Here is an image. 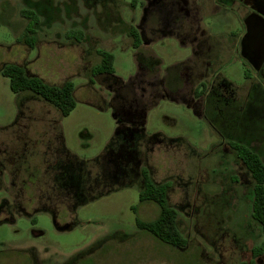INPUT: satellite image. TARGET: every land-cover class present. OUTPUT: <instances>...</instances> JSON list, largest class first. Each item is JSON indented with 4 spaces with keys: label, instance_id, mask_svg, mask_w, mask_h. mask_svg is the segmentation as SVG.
<instances>
[{
    "label": "rangeland",
    "instance_id": "rangeland-1",
    "mask_svg": "<svg viewBox=\"0 0 264 264\" xmlns=\"http://www.w3.org/2000/svg\"><path fill=\"white\" fill-rule=\"evenodd\" d=\"M160 2L0 0V264H71L83 256L73 264H239L252 259L262 234L250 216L251 177L229 148L232 140L218 128L216 112L203 113L195 95L202 81L210 107L217 104L222 88L217 74L225 61L215 52L208 58L197 53L190 41L201 29H192L184 13L163 12L171 0ZM203 3L210 10L202 27L212 37L240 30L237 19L244 11L217 16L212 11L217 0ZM23 9L39 17L32 49L21 42L27 24ZM130 26L141 35L138 50L127 34ZM97 50L113 56L114 75L121 82L92 75L100 63ZM6 64L22 66L51 86L70 81L74 110L62 118L32 93L14 94L2 75ZM221 70L240 87L235 92L240 100L249 77L264 85L240 60L226 62ZM174 71L191 72L193 99L190 89L175 94L168 89ZM256 107L250 118L264 121V106ZM116 114L128 127H138L129 141L137 154L131 161L135 167L126 173L119 169L117 178L107 180L95 161L108 152L109 164L119 167ZM249 142L264 159V140ZM122 143L128 151L127 142ZM65 151L73 163L85 161L89 175L100 174L107 187L98 186L94 194L103 193L88 203L75 204L53 181L51 167L67 158ZM142 167L156 184L169 183V206L178 213L186 247L171 248L136 228V216L151 221L159 213L154 203L139 204ZM65 180L70 184V178ZM256 263L264 264V255Z\"/></svg>",
    "mask_w": 264,
    "mask_h": 264
},
{
    "label": "trees",
    "instance_id": "trees-1",
    "mask_svg": "<svg viewBox=\"0 0 264 264\" xmlns=\"http://www.w3.org/2000/svg\"><path fill=\"white\" fill-rule=\"evenodd\" d=\"M21 17L27 21L21 42L32 49L34 48V44L36 42V26L39 24V17L34 11L29 9H23L21 11ZM127 34L132 40L133 48L138 50L142 45V38L139 31L135 27L130 26ZM76 40L78 41V36ZM97 54L100 56V63L92 69V75L94 77H111L115 80V82H121L120 79L114 75L113 56L109 52L102 50H97ZM137 57L138 61H140V55ZM152 61L154 66H159L160 63L156 58H153ZM153 65H151L152 67L148 66V68L151 67V69H154ZM244 65L246 64L244 63ZM2 75L9 79L10 90L14 94L30 92L47 104L54 107L60 113L62 118L67 117L75 108V100L73 96L74 87L70 81H66L60 87L51 86L46 84L39 77L27 75L24 68L16 64H6L2 69ZM201 88L202 90L200 91L195 90V95L198 97H201V95L204 93V85H201ZM117 119L119 124L118 134L121 136L118 137L119 145L117 148L120 147L119 151L121 153L117 154L115 157L120 160L118 163L119 167L113 168L110 165L112 164V161L110 160L111 157L106 159L108 152L106 154L103 153L95 161V165L97 166L98 170H100L99 172L103 171L104 176H106L105 179L107 178V180H109L111 177H115L114 173L115 171L119 172V169L122 171V173H126L127 171L131 170L133 166L135 167L134 161H131L134 157H136L134 155L137 154V151L132 142L129 144V141H131V135L139 133V131H135V129H138V127L136 125L128 127L129 124L126 122L124 123L119 116H117ZM123 123L127 126H124ZM228 139L232 140L229 142V148L251 177L252 203L250 216L259 225L262 234L261 244L259 246L253 247L252 249V259L239 264H257V259L264 255V159L250 146L249 142L241 139ZM123 141L127 142L126 145L128 151L124 149L122 143ZM123 150L126 151V153L123 152ZM66 155V159H69L70 156H68L69 154L65 151V156ZM66 159L57 160L56 163L51 167L54 172L53 181L56 187L62 193L68 195L75 202V204L88 203V201L92 200L94 196L103 193L97 192V194H94L93 192L100 185L107 188L104 182L99 178L100 174L96 176L89 175L90 170H88L86 166L87 163L85 161H81L77 164L73 163L74 159L72 158L69 160ZM71 175L75 177L74 180H72ZM140 175L142 179V187L139 190V204L147 202L154 203L158 207L159 213L157 217L151 221H144L136 216V228L140 232L150 235L155 240L171 248L180 249L186 247L187 239L181 234L177 226L178 213L169 206V183L166 182L162 184H156L150 177L149 171L146 167H142L140 169ZM69 178L72 182H70V184H68L69 182L65 180H69ZM87 187L90 189V192H88L89 194L84 192ZM104 192L106 191L104 190ZM132 210L134 213H137V207H133ZM106 243L109 242L102 243L100 247ZM93 252L92 255L95 254V252ZM81 258H76L73 262H76ZM73 262L71 264H73Z\"/></svg>",
    "mask_w": 264,
    "mask_h": 264
},
{
    "label": "crops",
    "instance_id": "crops-1",
    "mask_svg": "<svg viewBox=\"0 0 264 264\" xmlns=\"http://www.w3.org/2000/svg\"><path fill=\"white\" fill-rule=\"evenodd\" d=\"M172 1L176 2L175 10L178 13H184V19L188 24L192 25V29L200 28L202 31L201 35L196 37V39H193V37L190 41L192 46L196 45V52L201 53L203 56L205 55V58H208V55L215 52L217 59L225 61L220 66L219 73L217 74L222 75V82L220 83V86H222L221 92L217 89L215 100L217 104L212 108L209 105V101L211 100L207 91V85L201 81V85H204L205 88L204 93L200 97L203 113L206 114L207 112L209 115L210 110L216 112L217 126L227 138L241 139L247 142L251 139L264 140L263 118L261 121L256 116L252 117V119L250 118L252 109L257 108L256 106H264V85L253 81L249 77L250 83L248 84L246 97L240 100L235 94L240 87H236L223 75L221 70V67L226 62L240 60L243 65L244 63L246 64L245 66L251 74L254 73L264 83V0H217L219 2L218 5L215 4L212 8L213 13L217 12V16L226 11H235V14L237 11H244L245 13L241 18L238 17L237 19L240 30L236 34L235 32H222L215 37H212L202 27V21L204 17L208 16L207 13L210 10L209 6L203 3V0ZM236 4L238 6L235 9L233 6ZM175 37L179 38L178 36ZM182 42L184 41L182 40ZM213 44H216L215 49L213 48ZM193 67L197 68V65ZM198 68L200 71L201 65ZM177 71H174V74L171 76L168 89L174 94L183 89H190L188 91L191 93V99H193L194 89L189 81L191 72H188V69L186 76L182 71H180V74ZM177 76H179L180 80H177ZM187 86L190 87L188 88ZM191 99H186L185 103ZM261 112L264 115L263 108Z\"/></svg>",
    "mask_w": 264,
    "mask_h": 264
},
{
    "label": "flooded vegetation",
    "instance_id": "flooded-vegetation-1",
    "mask_svg": "<svg viewBox=\"0 0 264 264\" xmlns=\"http://www.w3.org/2000/svg\"><path fill=\"white\" fill-rule=\"evenodd\" d=\"M160 1V0H159ZM163 1H166V0H161V2L160 3H162ZM175 4H176V2H174V1H172L171 0V2L170 3H165L164 5H168V7H163V9H161V10H163V12H166V11H170L171 13H173L174 15V17L175 16H177V11L175 10ZM159 5V4H158ZM178 5H179V3H178ZM192 30V29H191ZM193 39H196V38H193Z\"/></svg>",
    "mask_w": 264,
    "mask_h": 264
}]
</instances>
